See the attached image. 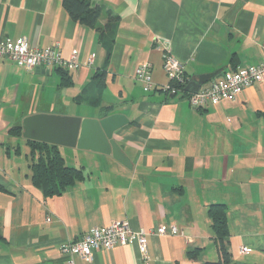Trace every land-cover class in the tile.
Returning a JSON list of instances; mask_svg holds the SVG:
<instances>
[{
  "label": "crops",
  "instance_id": "0c3cea01",
  "mask_svg": "<svg viewBox=\"0 0 264 264\" xmlns=\"http://www.w3.org/2000/svg\"><path fill=\"white\" fill-rule=\"evenodd\" d=\"M94 2L118 16L109 60L98 32L74 20L63 0H0V40L26 37L34 46L58 45L65 57L78 54L77 66L65 72L71 84L55 67L0 62V264H142L136 243L96 250L92 260L61 252L62 242L113 220L149 232L151 264H264V81L203 108L192 107L184 90L201 74L264 62V0ZM168 53L184 65L187 83L177 94L160 89L170 83ZM144 63L155 89L145 90L135 77ZM98 70L105 80L89 92ZM51 113L125 116L114 133L123 160L56 145L83 173L47 194L34 178L41 151L22 136V121ZM213 204L227 213V262L209 213ZM160 224L181 233L156 234ZM240 246L252 251L242 254Z\"/></svg>",
  "mask_w": 264,
  "mask_h": 264
},
{
  "label": "built area",
  "instance_id": "2783aa9c",
  "mask_svg": "<svg viewBox=\"0 0 264 264\" xmlns=\"http://www.w3.org/2000/svg\"><path fill=\"white\" fill-rule=\"evenodd\" d=\"M3 60L14 61L27 70H35L41 67L71 69L78 64V54L73 51L69 57H65L58 45L40 47L32 45L26 37L17 40L4 38L0 40V62ZM93 61L94 56H90L89 64L91 65ZM163 67L170 83L161 86L160 89L167 94L181 92L187 83L184 65L172 53H168L165 56ZM135 77L143 83L145 90L158 87L152 80L150 64L140 65L136 69ZM261 81H264V62L221 73L198 92L189 93L188 101L194 108H203L210 103L235 100L245 88ZM50 220L51 218L48 217V221ZM155 233L172 235L181 233V230L175 224H160L155 229ZM148 234L147 230L133 229L128 220H113L108 225L93 227L77 240L62 242L60 250L70 257L79 255L87 260H92V254L96 250L136 243L143 260L142 264H151L148 253ZM239 251L242 254H249L252 248L240 246ZM70 263H73L72 260Z\"/></svg>",
  "mask_w": 264,
  "mask_h": 264
},
{
  "label": "trees",
  "instance_id": "16d2710c",
  "mask_svg": "<svg viewBox=\"0 0 264 264\" xmlns=\"http://www.w3.org/2000/svg\"><path fill=\"white\" fill-rule=\"evenodd\" d=\"M63 5L68 14L74 19L83 24L94 28L98 34L101 43L106 50V58L109 60L113 45L115 42V29L118 21V16L106 11L103 5L97 4L94 0H63ZM107 16V22L101 24V18ZM66 72V69L57 68ZM105 80V71H96L91 83L87 87V91L95 89L98 85H102ZM70 76L66 73L63 76L64 84H71ZM81 95V98L86 100ZM18 132L21 127L17 128ZM29 143L34 150L41 151L39 161L34 165L35 181L43 186L49 195L62 192L65 188L72 185L78 178L82 177V169L71 167L66 164L63 156L56 149V145L49 143L29 140ZM209 213L212 217V224L215 233L218 236L219 246L222 252L224 262L229 260V254L224 247L223 239L227 233V213L225 206L222 204H213L209 208Z\"/></svg>",
  "mask_w": 264,
  "mask_h": 264
},
{
  "label": "water",
  "instance_id": "95a60500",
  "mask_svg": "<svg viewBox=\"0 0 264 264\" xmlns=\"http://www.w3.org/2000/svg\"><path fill=\"white\" fill-rule=\"evenodd\" d=\"M220 74L219 70L201 74L197 79L186 84L184 90L196 93L203 83ZM125 123H127V119L120 114L101 119L34 114L23 119L22 136L49 144L112 154L122 161L123 154L114 139V133Z\"/></svg>",
  "mask_w": 264,
  "mask_h": 264
},
{
  "label": "rangeland",
  "instance_id": "374dc122",
  "mask_svg": "<svg viewBox=\"0 0 264 264\" xmlns=\"http://www.w3.org/2000/svg\"><path fill=\"white\" fill-rule=\"evenodd\" d=\"M83 113H85V114L88 113V109L85 108V109L83 110ZM50 115L71 116V115L54 114V113H51Z\"/></svg>",
  "mask_w": 264,
  "mask_h": 264
}]
</instances>
